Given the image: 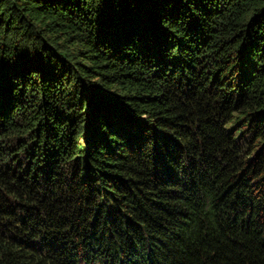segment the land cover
I'll return each instance as SVG.
<instances>
[{
    "label": "trees",
    "instance_id": "obj_1",
    "mask_svg": "<svg viewBox=\"0 0 264 264\" xmlns=\"http://www.w3.org/2000/svg\"><path fill=\"white\" fill-rule=\"evenodd\" d=\"M264 0H0V264H264Z\"/></svg>",
    "mask_w": 264,
    "mask_h": 264
},
{
    "label": "rangeland",
    "instance_id": "obj_2",
    "mask_svg": "<svg viewBox=\"0 0 264 264\" xmlns=\"http://www.w3.org/2000/svg\"><path fill=\"white\" fill-rule=\"evenodd\" d=\"M263 148V152L261 153L262 154V156L264 157V145L263 146H261V149ZM262 190L264 191V188H262ZM264 194V193H263Z\"/></svg>",
    "mask_w": 264,
    "mask_h": 264
}]
</instances>
